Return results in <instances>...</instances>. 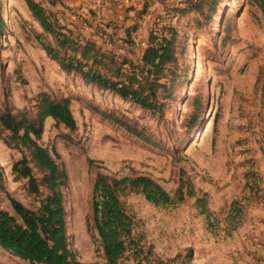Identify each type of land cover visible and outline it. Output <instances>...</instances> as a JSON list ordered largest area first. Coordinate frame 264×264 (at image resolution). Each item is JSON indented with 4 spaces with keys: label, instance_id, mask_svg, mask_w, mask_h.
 I'll return each mask as SVG.
<instances>
[{
    "label": "rangeland",
    "instance_id": "374dc122",
    "mask_svg": "<svg viewBox=\"0 0 264 264\" xmlns=\"http://www.w3.org/2000/svg\"><path fill=\"white\" fill-rule=\"evenodd\" d=\"M183 1L64 0L47 7L78 40L139 66L153 31L169 23L177 28L178 60L160 76L161 108L150 111L64 73L42 46L55 44L54 37L26 1L0 0V200L13 214L9 194L34 210L41 201L13 171L30 152L15 146L3 116L33 121L43 95L70 100L76 129L47 118L38 142L66 174L67 235L81 262L107 263L92 215L94 182L104 174L150 177L175 200L156 206L143 194L121 193L134 244L118 264H264V0H216L208 19V8L203 16H181L175 10ZM125 66L115 80L132 74ZM0 264L31 263L0 247Z\"/></svg>",
    "mask_w": 264,
    "mask_h": 264
},
{
    "label": "trees",
    "instance_id": "16d2710c",
    "mask_svg": "<svg viewBox=\"0 0 264 264\" xmlns=\"http://www.w3.org/2000/svg\"><path fill=\"white\" fill-rule=\"evenodd\" d=\"M25 1L32 17L44 32L54 37L55 44L42 42V46L51 61L64 73L79 76L85 85L108 91L122 101L132 103L141 109L157 111L161 108L157 102V87L163 86L159 84L160 76L169 65L175 64L178 60L176 51L180 43V33L173 24H165L153 31L140 59L142 65L139 66L126 60L120 62L119 56L105 50L95 41L78 40L75 33L68 30L67 25L63 26L61 19L44 6L43 2ZM215 2L216 0H185L182 2L185 7L175 11L181 16L188 11L203 16L205 9L208 8V19L211 17L210 12L213 11ZM220 13L221 11L219 14L215 12L213 17H219ZM0 26L2 30L5 28L1 17ZM126 64L129 65L132 74L124 75L127 80H115L113 73L122 76L119 73L125 69ZM113 66L117 67L118 73ZM137 71H141V74L139 75ZM128 80L130 82H127ZM164 88L165 93L170 91L166 86ZM103 116L118 124L122 123L114 115ZM47 118L54 119L70 130H75L77 126L70 108V100L56 101L48 95L41 98L37 120L18 119L9 111L2 118V124L11 133L15 146L26 148L30 152L29 158L23 157L14 164L13 171L19 178L28 179L29 194L40 197L41 201L39 209L34 210L9 194L13 214L3 208L0 200V247L31 264H95L79 261L69 246L67 212L61 190L66 174L60 169L52 153L38 142ZM123 125L130 132L136 131L128 124ZM33 168L45 174L43 180L35 177ZM1 178L0 173V185L3 183ZM44 191H48L45 197ZM129 192L143 194L148 202L156 206L169 205L175 201L150 177L116 179L98 174L92 191V215L94 226L102 240L106 264H118L134 244L133 221L120 199L121 193ZM176 195L180 201L184 200L183 187L178 189ZM198 203L202 207L206 205L204 199H199Z\"/></svg>",
    "mask_w": 264,
    "mask_h": 264
},
{
    "label": "crops",
    "instance_id": "0c3cea01",
    "mask_svg": "<svg viewBox=\"0 0 264 264\" xmlns=\"http://www.w3.org/2000/svg\"><path fill=\"white\" fill-rule=\"evenodd\" d=\"M37 1H39V2H43V4H44V6H46V7H48V6H50V7H52L53 6V4H52V2H55L56 4H58V3H62V4H64V0H60V2H57V0H37ZM84 2H86L85 4H84V6H88L89 5V3H88V0H84ZM90 4H92V1H91V3ZM29 10V9H28ZM30 12V11H29ZM31 16H32V14H31Z\"/></svg>",
    "mask_w": 264,
    "mask_h": 264
},
{
    "label": "bare ground",
    "instance_id": "6f19581e",
    "mask_svg": "<svg viewBox=\"0 0 264 264\" xmlns=\"http://www.w3.org/2000/svg\"><path fill=\"white\" fill-rule=\"evenodd\" d=\"M7 11H9V10L7 9ZM198 73H199V69L197 68V75H198Z\"/></svg>",
    "mask_w": 264,
    "mask_h": 264
}]
</instances>
